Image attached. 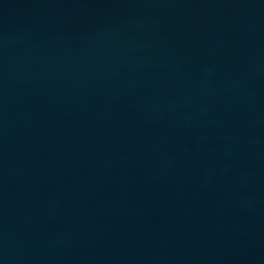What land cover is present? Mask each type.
Instances as JSON below:
<instances>
[{"label":"water","instance_id":"obj_1","mask_svg":"<svg viewBox=\"0 0 264 264\" xmlns=\"http://www.w3.org/2000/svg\"><path fill=\"white\" fill-rule=\"evenodd\" d=\"M0 264H264V0H0Z\"/></svg>","mask_w":264,"mask_h":264}]
</instances>
